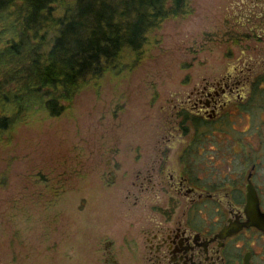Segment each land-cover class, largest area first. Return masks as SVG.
I'll use <instances>...</instances> for the list:
<instances>
[{
    "label": "rangeland",
    "instance_id": "1",
    "mask_svg": "<svg viewBox=\"0 0 264 264\" xmlns=\"http://www.w3.org/2000/svg\"><path fill=\"white\" fill-rule=\"evenodd\" d=\"M188 2L190 13L162 24L160 45L139 65L105 75L58 116L34 106L3 135L0 264H112L110 257L142 264L132 243L144 221L142 202L125 197L132 168L157 147L176 164L192 135L189 159L202 178L237 174L243 157H264L262 100L246 103L245 116H221L197 134L188 127L186 140L174 130L171 110L194 84L244 62L264 66L256 42L237 35L247 0ZM258 174L264 178V165Z\"/></svg>",
    "mask_w": 264,
    "mask_h": 264
},
{
    "label": "flooded vegetation",
    "instance_id": "2",
    "mask_svg": "<svg viewBox=\"0 0 264 264\" xmlns=\"http://www.w3.org/2000/svg\"><path fill=\"white\" fill-rule=\"evenodd\" d=\"M247 1L250 11L240 10L243 16L237 35L255 41L254 47L264 56V0ZM258 90L264 91V66L250 62L203 78L171 110L177 136L186 140L188 127L198 133L190 124L192 118L207 124L221 116H245L246 103H264ZM194 137L190 136L176 164L168 163L164 148L157 147L148 162L132 168L125 197L132 205L142 202L145 214L139 238L131 241L135 242L134 255L140 254L142 264H264V225L245 224L249 221L248 185L264 214V178L258 174L263 155L257 152L253 160L243 157L236 163L237 174L218 177L222 173L218 172L202 178L189 159L195 152ZM111 176L113 182L115 174ZM110 261L116 264L114 258Z\"/></svg>",
    "mask_w": 264,
    "mask_h": 264
},
{
    "label": "trees",
    "instance_id": "3",
    "mask_svg": "<svg viewBox=\"0 0 264 264\" xmlns=\"http://www.w3.org/2000/svg\"><path fill=\"white\" fill-rule=\"evenodd\" d=\"M189 13L188 0H0V141L34 106L58 116L105 75L139 65L162 24Z\"/></svg>",
    "mask_w": 264,
    "mask_h": 264
},
{
    "label": "water",
    "instance_id": "4",
    "mask_svg": "<svg viewBox=\"0 0 264 264\" xmlns=\"http://www.w3.org/2000/svg\"><path fill=\"white\" fill-rule=\"evenodd\" d=\"M246 202H247L246 210L249 215V221L246 222L245 224H251L256 226L264 225V214H261L259 211L258 200L251 185L247 186Z\"/></svg>",
    "mask_w": 264,
    "mask_h": 264
}]
</instances>
